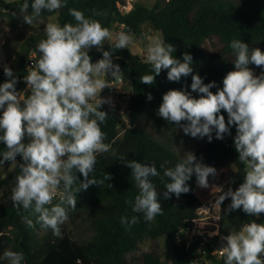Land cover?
Segmentation results:
<instances>
[{"label":"clouds","instance_id":"9594fccd","mask_svg":"<svg viewBox=\"0 0 264 264\" xmlns=\"http://www.w3.org/2000/svg\"><path fill=\"white\" fill-rule=\"evenodd\" d=\"M66 6V0H32L30 15L27 0L20 7L23 22L32 25L42 11H57ZM75 24L47 23L45 39L40 40L30 54L31 64L23 77L26 89L16 88L19 82L13 70L4 66L8 79L0 84V142L6 150L0 153V165L10 163L18 167L15 186L10 200L19 213L21 209L36 217L42 229H51L61 236V225L69 220V210L77 208V193L97 184L90 179L95 171L97 155L110 151L105 143L106 134L101 124L108 119V112L101 110L111 104V98L101 96L110 88L105 77L119 80L123 72L113 63L112 51L104 50L108 41L111 49H127L132 43L128 32H118L114 37L98 20L86 18L82 11L69 9ZM101 13L94 12L93 15ZM15 15V14H14ZM102 53V58L92 62V48ZM235 60V70L223 78L222 87L215 81L204 83L193 74V57L184 52L182 60L173 53L176 47L160 37L151 38L147 46L146 60L154 74L140 76V82L153 85L162 70H167L170 82H180L191 75V92L170 89L162 96L157 115L182 129L192 138L207 137L212 142L233 137L238 160L244 165L243 183L233 190L223 191L213 207L230 198L224 214L242 210L246 215L259 217L264 213V52L250 48L242 40L229 43ZM261 68L257 75L249 67ZM216 88V92L211 89ZM198 93V98L192 93ZM27 93L25 96L24 94ZM153 96L147 94V100ZM222 110L227 113L221 114ZM25 137L29 138L24 143ZM22 162L17 161V157ZM121 161L131 169L138 194L126 201L133 213H142L145 221L151 222L163 214V208L152 181L160 176L155 164L141 163L135 159ZM164 168V165H161ZM79 173L83 180L77 176ZM168 178L163 191L165 200L172 195L177 198L190 191L187 183L193 175L197 186L207 188L209 177L218 175L217 169L203 163L193 152H185L181 162L164 169ZM109 178L111 179L110 175ZM79 184L78 187H74ZM112 187L111 184L108 185ZM58 197V202L54 199ZM28 223L31 225L32 221ZM122 225L138 223V217L120 218ZM219 255L224 264H264V223L252 220L243 223L238 231L220 237ZM23 264V252L5 250L0 255V264Z\"/></svg>","mask_w":264,"mask_h":264},{"label":"trees","instance_id":"16d2710c","mask_svg":"<svg viewBox=\"0 0 264 264\" xmlns=\"http://www.w3.org/2000/svg\"><path fill=\"white\" fill-rule=\"evenodd\" d=\"M24 2L8 3L0 0V17L7 15L12 21L22 18L19 10ZM27 2L29 9L24 14L30 15L32 0ZM124 3V0H66L65 7L54 12L44 10L40 17L57 16L60 25L75 24L69 14V9L75 8L82 11L86 18L98 20L110 32L118 24L124 25L126 32L135 34L140 33L142 25L149 22L163 34L166 43L176 47L173 53L176 58L182 60L184 52L190 53L193 57V74H198L204 83L215 81L218 87L223 86L224 76L235 70V56L229 48L231 40H242L250 48H259L264 52V0H243L240 6L226 0H159L153 8L137 3L126 15L122 13ZM94 12L101 14L93 15ZM45 38L44 32L28 38L23 49L8 65L19 80L16 85L18 91L24 88L22 79L27 73L32 50ZM104 50L113 52V63L120 66L122 78L131 86L128 102L130 117L148 108L156 122L176 129L174 124L157 115V109L163 94L168 90L191 92V75L180 82H170L167 73L162 70L153 85H146L140 82V76L154 73L150 63L143 57L132 53L129 48L116 50L105 46ZM89 55L93 63L102 58V53L94 47ZM249 67L257 75L262 70L256 66ZM3 68L0 67V84L8 79ZM211 91L215 93L216 88ZM148 93L153 96L151 101L147 100ZM101 110L109 115L106 122L101 124V129L106 134L104 142L110 144L111 148L109 152L97 155L95 171L89 177L95 179L97 184L77 193L75 209L84 210L91 217L93 236L86 242H80L66 231L57 237L51 229H47L48 234L40 238L38 231L43 229L36 223V217L23 209L18 213L10 200L11 189L19 173L18 167H15L7 178L0 175V193L9 185V191L0 201V255L5 250L23 252V264H131L129 254L138 251L142 242L149 239L151 246L149 250L143 251L142 264H224L225 258L218 256L220 237L238 231L243 223L252 220L264 223V213L259 217L246 215L242 210L224 214V209L231 202L229 198L223 202L219 218L212 220L219 227L220 236L200 237L190 244L186 240L180 241L178 234L193 227L201 219L200 209L205 202L227 191L229 187L235 190L243 183L244 165L238 160L233 141L235 127L231 128V135H225L223 140L215 139V133L212 142H208L207 137L200 138L203 144L197 148L195 155L198 159L202 157L203 163L215 167L218 172L217 177H209V186L198 187L193 175L187 182L190 186L188 193L181 194L179 198L172 195L165 200L163 191L168 178L163 175L164 169L174 167L182 159L142 128L131 127L120 136L122 117L118 109L102 106ZM221 114L227 121V113L222 110ZM5 150L6 146L0 142V153ZM121 158L154 163L160 173L152 181L160 193L158 199L163 214L157 215L151 222L145 221L142 213H133L131 206L126 203L128 200L134 202L139 190L131 177V169L125 166ZM17 161L22 162L19 156ZM162 164L164 168H161ZM77 176L83 180L79 173ZM217 184L224 185L223 189H219ZM78 186L77 183L74 187ZM134 215L138 217V223L128 226L120 223L122 216L130 220ZM29 220L32 221L31 225ZM163 237L169 238L172 245L171 256L167 260L164 259L160 243Z\"/></svg>","mask_w":264,"mask_h":264},{"label":"rangeland","instance_id":"374dc122","mask_svg":"<svg viewBox=\"0 0 264 264\" xmlns=\"http://www.w3.org/2000/svg\"><path fill=\"white\" fill-rule=\"evenodd\" d=\"M8 3L20 1V0H5ZM159 0H135L132 4L135 6L137 3L143 4L149 8H153ZM231 1L237 6H240L243 0H226ZM47 23H57V16L44 18L38 17L33 21L32 25H28L23 22L22 18H18L12 21L7 15L0 17V36L6 41V55L9 61L15 57V55L23 49V46L28 38L33 35H38L44 32L45 25ZM126 32L124 28L120 25H115L111 31L114 37L118 32ZM132 36V43L129 45V49L132 53L143 57L146 60L147 56V46L151 42V38L160 37L164 39L163 34L157 31L151 23H145L142 25L140 33H129ZM110 46L108 41H105L104 47ZM95 49V47H94ZM96 50V49H95ZM262 51V50H261ZM263 52V51H262ZM147 61V60H146ZM255 66V65H251ZM167 73V70H164ZM109 83V78L105 77ZM116 83L113 86L115 93H111V87L105 88L101 92V96L111 98L113 102L114 99L119 100V102L128 107L129 95L131 93V86L128 83ZM110 85V84H109ZM194 97L198 98V94H192ZM110 104H105L103 106H109ZM131 127H139L147 131L156 141L170 149L173 153L178 155L181 159L185 152L196 153L198 147L203 144L200 138H191L185 135L180 128L170 129L165 126L160 125L154 119L151 111L147 108L135 117L131 118L130 114H126L124 119H122V125L120 127V136ZM16 166L11 164L10 166L0 165V175L7 178L9 174L13 171ZM219 189H223L224 185L217 184ZM9 191V185H6L3 191L0 193V201L3 199L4 195ZM92 219L84 210H69V220L61 225V234L66 231L71 234L73 239L86 242L93 236L92 230ZM48 234V231L43 229L38 231L40 238H43ZM178 238H190L186 233H180ZM160 243L164 252V259H168L171 256L172 245L170 239L163 237L160 239ZM151 246V241L146 239L142 242L140 249L138 251L129 254L128 258L131 264H142V253L143 251L149 250Z\"/></svg>","mask_w":264,"mask_h":264},{"label":"built area","instance_id":"2783aa9c","mask_svg":"<svg viewBox=\"0 0 264 264\" xmlns=\"http://www.w3.org/2000/svg\"><path fill=\"white\" fill-rule=\"evenodd\" d=\"M135 0H124V5L122 6V13L124 15L129 14L133 9H134V5L132 4ZM169 1V0H167ZM122 28H124V25H120ZM11 63V61H9V59L7 58L6 55V41L3 37L0 36V67H4L5 65L8 66ZM31 61L30 59L28 60V64H27V68L30 66ZM27 75V73H26ZM24 83V88L21 90V92H23L27 85L26 83L23 81ZM126 81L121 78L119 80H117V83H121L124 84ZM116 83L115 80L109 78V84L111 87L110 92L111 93H115V90L113 89L114 84ZM27 93H25L24 95H26ZM109 106H112L116 109H118V113L120 114V116L122 117V119H124L126 114H130L128 111V107L122 105L119 100L114 99L113 102L111 101V104ZM24 143H28L29 142V138L25 137ZM221 194H216L215 196H213L211 199H209L207 202H205L202 206H201V214L202 217L201 219H199L196 222V225H194L191 228H188L186 230H182L180 233H186L187 236H190V238H179L180 241L182 240H186L188 242V244L192 243L195 239L200 238V237H208V238H214L217 236H220V230L219 227L216 226L212 220L218 219L219 215L222 213V205H221V209H217L215 207H213V205L215 204L216 199L218 198V196ZM58 202V197L56 199H54V203ZM179 233V234H180ZM178 234V236H179ZM218 256L219 255V251H218Z\"/></svg>","mask_w":264,"mask_h":264}]
</instances>
